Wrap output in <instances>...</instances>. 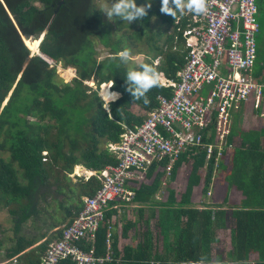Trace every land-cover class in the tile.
<instances>
[{
  "label": "trees",
  "instance_id": "trees-1",
  "mask_svg": "<svg viewBox=\"0 0 264 264\" xmlns=\"http://www.w3.org/2000/svg\"><path fill=\"white\" fill-rule=\"evenodd\" d=\"M32 1H38L41 7ZM60 1L63 3L52 18ZM97 1H0V108L12 90L0 110V149L8 153L7 161L0 157V210H7L13 225L12 244L7 247V242L0 240V251L4 250L0 264H41V256L49 243L61 237L62 229L45 238L36 250L26 251L32 244L21 232L24 224L40 212L39 203L46 204L49 198L56 200L64 212L59 223L73 222L83 207L82 198L92 196L101 186V179L83 177L75 187L63 184V181L68 183L67 175L77 165L98 171L115 164L108 145L120 140L123 125L128 129L139 126L157 106V96L170 95L169 88L158 85L146 93L147 104L143 98H132L124 81L127 70L142 63L152 64L150 60L159 57L156 69L167 79L177 80L176 75L185 63L183 15L172 17L162 13L161 0H152L142 21L136 19L128 24L117 19L119 30L127 28L131 32L115 37ZM146 2L137 0V4ZM256 3L257 16L262 20L253 75L262 82L264 0ZM178 16L182 20L176 24ZM152 17L157 19L159 28L164 27L161 32H151ZM142 44L146 48H140ZM36 48L38 53H34ZM143 49H147L145 53L141 52ZM105 50L107 56L103 57L101 53ZM125 50L129 52L127 64L119 59ZM30 53L33 56L24 64ZM137 54L148 58L135 64L131 58ZM58 64L63 70L75 69L76 77L64 82L56 73ZM90 81L94 89L88 85ZM109 82L111 90L120 96L109 102L106 110L98 90ZM211 126L213 133L209 136L204 133L206 144L214 135V124ZM234 136L231 131L226 144L232 148L227 158L219 162L220 170H216L222 172L227 186L224 205L192 206L195 189L200 187L203 198L210 192L215 160L212 157L206 161L201 148L184 150L170 175L171 182L177 173L180 176L179 191L166 186L159 199L156 198L162 189L168 160L153 162L144 172V178L135 182L130 205L138 208V218L125 223L124 215L107 210L94 241L97 253L105 252L107 229L112 216H116L114 224L122 223V235L134 229V245L119 250L111 223L112 257L120 258L122 264H198L201 258L206 264H216L217 260L222 264H264V126L241 133L239 142ZM145 209H150L151 214H143ZM222 230H229L230 249L225 258L218 255L213 260L212 245L216 233Z\"/></svg>",
  "mask_w": 264,
  "mask_h": 264
},
{
  "label": "built area",
  "instance_id": "built-area-1",
  "mask_svg": "<svg viewBox=\"0 0 264 264\" xmlns=\"http://www.w3.org/2000/svg\"><path fill=\"white\" fill-rule=\"evenodd\" d=\"M206 6L203 14L185 11L183 15L186 26L181 36L187 54L177 80L158 73L170 95H158L157 106L139 126L128 129L123 125L120 140L108 145L115 164L100 174L84 173L85 179L99 177L101 186L92 196L83 197V207L73 222L62 226L61 237L49 243L41 264L110 262L114 217L104 254L97 253L94 243L110 203L131 201L135 182L143 179L153 162L167 159L169 176L184 150L201 148L206 161L215 156L216 166L226 146L231 147L226 140L232 112L248 102L259 108L264 101V82L253 76L259 34L256 0H206ZM180 20L178 16L176 24ZM213 124L212 141L206 144L204 133L209 136Z\"/></svg>",
  "mask_w": 264,
  "mask_h": 264
},
{
  "label": "rangeland",
  "instance_id": "rangeland-1",
  "mask_svg": "<svg viewBox=\"0 0 264 264\" xmlns=\"http://www.w3.org/2000/svg\"><path fill=\"white\" fill-rule=\"evenodd\" d=\"M104 2H105V0H98L96 2L97 7H102ZM32 4L37 6V7H41L38 1H32ZM104 18H105V21L111 25L112 30H113V34L115 37H121V36L124 37L123 36L124 34H129V32H131L127 28L119 30L117 25H116V20L115 21H109L107 19L106 15H104ZM261 20H262V17L259 18V16H258V22ZM163 28L164 27L159 28L157 19H155L154 17L151 18V32H153V33L157 32V31L161 32V30ZM153 33H151V34H153ZM164 37H165V32H164L163 39H164ZM263 37H264V34H263ZM95 42H97V41H95ZM263 42H264V40H263ZM141 47L146 48V45L142 44L140 46V48ZM146 50L147 49H143V51H141V52L145 53ZM36 52H37V50H35V53ZM107 52L108 51H106V50L102 51L101 55L103 57L107 56ZM30 54H33V53H30ZM100 58H101V56L98 59H100ZM145 58H148V57H146L143 54H137L134 57H132L131 60L133 63L139 64ZM60 66L61 65H59V64L55 66L56 73H57L58 77L61 78L64 82H68L69 80H71L72 75L71 74L69 75V72L71 73L72 70L71 69L68 70L69 68L66 70H62L60 68ZM88 85L92 86L93 89L95 88V86H93V82H91V81L89 82ZM11 93H12V90L9 92V94L3 100L0 110L8 102V99L10 98ZM202 94H205V90L202 92ZM245 109L249 110L250 106H246ZM29 119L31 120L32 117ZM0 141H1V138H0ZM0 157L7 161L8 153H6V151H2L0 149ZM218 170H220V169H218ZM75 173L78 174L76 172V167H75V169L73 168V171H72V174H75ZM72 174L67 175L69 178L68 183H65L66 181H63V184H68L69 186H75L76 187L78 182H79V179H83V174H80V172H79L80 176L77 175L79 177H74V178H73ZM213 178H212L213 181L216 180V178H217V180H216V183L214 185L212 183L213 181L211 182V184L209 186V189H211V190L209 192V195H207V197L203 198L202 190L200 189V187H198L197 189L194 190V194L192 193V196H191L192 206H194L196 208H203V206H220V204H223L224 198H225V195H224L225 192H220L215 188V187L218 188V186H221V184H222V182H221L222 181V172L216 171L213 174ZM179 179H180V176H179ZM178 182H179V180H177L176 183L175 182L170 183V187L173 189H176V192H178L180 189L179 187H177ZM161 187H162V189H160L161 190V192H159L160 194L163 193L162 190L165 189V186H163L162 184H161ZM222 189H224V188H222ZM236 195H238V194H236ZM56 197L58 199L59 195H57ZM235 198H238V197H235ZM235 198H232V199H235ZM38 209L40 210V212L37 214L36 217H32L31 219H29L24 224V227H23L22 232H21V234L27 240H29L32 244L31 246L26 248V251L30 250V248H31V250H36V248L39 246V244L45 238H48L52 233H54L58 229H61L62 226L64 225L63 223L62 224L59 223V219L61 218V216H63L64 212H63V209L60 206H58V202L56 200L49 198L48 203H46V204H44L43 202H40L38 205ZM147 213L151 214L150 209H145V212L143 210V214H147ZM125 216H126V214L124 213V218H125ZM152 221L153 220L150 219V221H149L150 226L152 225L151 224ZM12 227H13V225L11 222V216L9 215V213H7L6 209H1L0 210V240L7 242V247L12 244V243H10V238L13 235L12 231H11ZM212 248H213V253H212V259L213 260L218 255H220L222 258H225V256H226L225 253L230 249L229 230H224V231L222 230V231H218L216 233V242L214 245H212ZM3 252H4V250L0 251L1 256H2ZM1 261H3V258H1Z\"/></svg>",
  "mask_w": 264,
  "mask_h": 264
},
{
  "label": "clouds",
  "instance_id": "clouds-1",
  "mask_svg": "<svg viewBox=\"0 0 264 264\" xmlns=\"http://www.w3.org/2000/svg\"><path fill=\"white\" fill-rule=\"evenodd\" d=\"M151 4H152V0H147V2L144 4H137V0H105L104 4L99 9V11L102 14L106 15V17L109 21H115L118 19V20H122L123 22L126 21V22H128V24H131L136 19H139L142 21L143 18L148 15L147 10L149 7H151ZM160 11L162 13H165V14H170L172 17H176L177 14L182 16V15H184L185 11H188V12H191L194 14H203L207 11L206 0H161ZM257 18H258V16H257ZM119 59H120L121 63L127 64L129 61V52L127 50L122 51L119 54ZM150 61L152 64L142 63L139 65L138 68H129L126 72V77L124 79L125 85H126V91H128L131 94L132 98H134V99L138 100V99L143 98L145 104H147L149 102L147 99L146 93H148L149 90L152 89L153 87H156L158 85L162 86L160 84V76L158 75V73H161L164 76V74L161 71H158L156 69V67L159 66L160 58L155 57L154 59H152ZM50 65H51V63H50ZM70 69H72V71H73V75L71 76V80H72L73 78L76 77V73H75V69H73V68H70ZM164 78H166V77L164 76ZM109 84L112 85L111 82H109ZM111 85H110V89H111ZM162 87H164V86H162ZM98 92H99V90H98ZM115 95H117V94H115ZM109 102H111V101H109ZM108 103L105 104V106L107 105V109H108ZM105 106H104V108H105ZM231 148H232V145H231V147L226 146V148L223 152V157L218 161V164L221 160L227 158V152ZM213 157L215 160V156H213ZM205 160H206V158H205ZM218 164L216 166L214 164V173L216 172V170H218ZM75 167H74V169H75ZM81 167H83V166H81ZM86 171H88V170H86ZM88 172H92V171H88ZM72 175H73V178L79 177L75 174H72ZM170 175L167 176L166 171H165L164 179L161 182L163 186H165V187L169 186L170 187V183H172L174 181H175V183L177 182V180H178L177 178H179L178 173H177L176 179L172 182L170 181ZM83 177H84V174H83ZM138 182H140V181H138ZM179 184L180 183L178 182L177 187H179ZM133 189H134V195H135V188H133ZM159 197H160V193H158L156 195L157 199H159ZM132 200H133V198L129 202H122V201H118V200L111 202L109 205L110 208L108 210L113 209V210H117V212L120 213L121 208H126L124 206H127V205H129L130 207L132 206V205H130ZM82 201H83V198H82ZM113 206H116V208H114ZM112 218H113L112 224L114 225V230L116 231V229L118 227L116 224H114L115 223L114 219H116V216H112ZM112 218H111V221H112ZM119 223H120V221H119ZM112 253L113 252H111V257H112ZM41 258H42V256H41ZM122 262L123 261L120 258L112 257V260L110 262H106L105 264H109V263L122 264ZM40 263H41V259H40ZM198 264H206V260L204 258H201L198 261ZM216 264H222V261L217 260Z\"/></svg>",
  "mask_w": 264,
  "mask_h": 264
},
{
  "label": "crops",
  "instance_id": "crops-1",
  "mask_svg": "<svg viewBox=\"0 0 264 264\" xmlns=\"http://www.w3.org/2000/svg\"><path fill=\"white\" fill-rule=\"evenodd\" d=\"M257 20H258V18H257ZM258 24L260 25L259 22H258ZM259 34H260V27H259ZM257 39H258V36H257ZM262 82H264V81H262ZM246 106H250V109L246 110L245 109ZM261 126H264V101L259 106V108L255 109L253 103L248 102V103L244 104L243 106L239 107L236 111L232 112L231 123H230V132L232 131V133L235 134L234 138L236 139L237 142L240 141L239 135L241 133H248V132L250 133V132L256 131ZM77 166H79V165H77ZM83 171L85 173H88L87 171H85L84 168H83ZM223 179H224V176L222 174V181L221 182L224 186L221 184V186H218V188L217 187H215V188L220 192H225L224 195L226 196L227 186L225 185ZM216 180H217V178H216ZM216 180H214L212 182L213 185L216 183ZM222 188H224V189H222ZM137 210H138V208L133 204L131 207L121 208L120 214L121 215H124V213L126 214L125 221L126 220L135 221L138 218ZM120 214H119V216L121 217ZM117 226L118 227H117L115 232H116V236H117V240H118L117 244H118L119 250H122L123 246H125V245L133 246L134 245V240H133L134 229H129L127 231L126 235H122V233H121L122 232V230H121L122 229V223H118Z\"/></svg>",
  "mask_w": 264,
  "mask_h": 264
},
{
  "label": "bare ground",
  "instance_id": "bare-ground-1",
  "mask_svg": "<svg viewBox=\"0 0 264 264\" xmlns=\"http://www.w3.org/2000/svg\"><path fill=\"white\" fill-rule=\"evenodd\" d=\"M35 50H37L38 52V48H36ZM36 52V53H37ZM35 53V51H34ZM44 57V56H43ZM70 70V68L68 69ZM72 70V69H71ZM63 73V72H62ZM73 75V71H71V73L69 72V75ZM89 83V82H88ZM110 85L109 83H104L101 85L100 89H99V96L101 97V99L105 102V103H108L109 101H113V100H116L117 98H119V93L115 92V91H112L110 89ZM117 94V95H115ZM86 171V170H85ZM76 172L78 174L76 175H79V172L80 174H84L85 172L83 171V168L80 167V166H76ZM88 172V171H87ZM80 176V175H79Z\"/></svg>",
  "mask_w": 264,
  "mask_h": 264
},
{
  "label": "water",
  "instance_id": "water-1",
  "mask_svg": "<svg viewBox=\"0 0 264 264\" xmlns=\"http://www.w3.org/2000/svg\"><path fill=\"white\" fill-rule=\"evenodd\" d=\"M1 2H2V0H0ZM3 3V2H2ZM63 3V1H60L59 3H58V5H57V8L55 9V12L53 13V16H52V18L55 16V14L57 13V11H58V9H59V7H60V5ZM11 17V16H10ZM12 19V18H11ZM14 22V21H13ZM46 32V31H45ZM45 32H43V35L45 34ZM24 38V37H23ZM41 39H42V36H41ZM23 40H25V39H23ZM33 56V54H30L26 59H25V62H24V64H27L28 62H29V60L31 59V57ZM105 109H107V105L105 106ZM96 173L97 174H100L101 173V171L100 170H98V171H96Z\"/></svg>",
  "mask_w": 264,
  "mask_h": 264
}]
</instances>
